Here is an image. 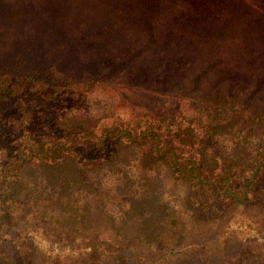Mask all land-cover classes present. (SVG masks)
Listing matches in <instances>:
<instances>
[{
	"label": "trees",
	"instance_id": "1",
	"mask_svg": "<svg viewBox=\"0 0 264 264\" xmlns=\"http://www.w3.org/2000/svg\"><path fill=\"white\" fill-rule=\"evenodd\" d=\"M61 7L76 9H62L71 18L59 29ZM42 29L56 48L28 47ZM78 45L83 67L102 68L83 87L71 68ZM14 59L54 72L14 91L23 67H0V221L16 208L86 239L78 264H137L143 252L160 264H264V0H0V66ZM131 67H159L165 87L179 78L159 112L97 97L94 109L90 90ZM238 210L259 251L209 261L232 233L212 231ZM27 247L0 240V264H31Z\"/></svg>",
	"mask_w": 264,
	"mask_h": 264
},
{
	"label": "rangeland",
	"instance_id": "2",
	"mask_svg": "<svg viewBox=\"0 0 264 264\" xmlns=\"http://www.w3.org/2000/svg\"><path fill=\"white\" fill-rule=\"evenodd\" d=\"M15 8H20V6L14 5ZM35 7L37 5H34ZM48 7V6H47ZM46 7V8H47ZM52 9L56 8L51 6ZM66 7H61L58 10L53 11V21L51 25H55L56 27L66 26L69 23L71 18V13H63V10ZM67 10H74L76 7L66 8ZM34 9H29V17L27 19H31L32 21V14ZM40 24V23H38ZM240 24L236 22H232V25L229 28L231 31H234ZM226 28V29H227ZM51 29L41 31V36L38 37L39 41L35 42L34 37H29V40L26 42L28 43V47H30L31 42L36 43L41 46L44 51L46 46H54L52 44L53 39H58L57 36H52L49 34ZM46 36V38L42 37ZM50 40V42H49ZM50 43V45H49ZM218 47H222V44L218 42ZM81 46V45H80ZM80 46L74 47L72 50V57L76 60V65H72L71 68L75 69L74 71L77 72L80 78H77L79 81V86L83 87L86 85H90L94 82L95 77H99L102 73L101 67H83V61L87 60L85 57L87 53L85 51H80ZM59 51H67L60 49L59 47L56 49ZM30 51V49L28 50ZM44 53V52H42ZM49 53V52H47ZM46 53V54H47ZM29 54V52H28ZM63 54V53H62ZM219 54V53H218ZM24 55V54H23ZM64 55V54H63ZM67 56L68 53L66 54ZM45 57V56H44ZM31 58H33L31 56ZM48 60L49 56L46 55ZM15 60V59H14ZM21 60V59H20ZM49 61V60H48ZM227 61V60H226ZM19 61H14V63H10V66H0V67H23L22 68V80H17V77H20L18 74L15 76L16 85H14V91L20 90L24 91L26 88H29L31 85L30 83H25V78H28L31 81L35 78L38 79H48L50 75L40 74L42 71H50L53 73V69L49 68L48 62L47 65L40 64L36 66V64H30V66H25L24 64L17 65L16 63ZM226 65L228 63H225ZM69 64L66 67H54L55 70L60 68L62 70L69 69ZM215 67H221L215 65ZM227 67V66H225ZM136 67H131L128 69L121 70L118 74L110 76L108 80H105L102 84H99V87H94V89L90 90L89 92V100L94 109L98 112H101V107H97L94 104V99L97 97L101 99L106 105H110L114 103V99L121 100V103L128 105L132 110H142L144 108L151 109L153 113L159 112L162 103L166 99V95L168 93H172L171 89H174L179 82V78L175 75H169L167 81L168 86L165 87L164 82H160L161 71L158 72L159 67L157 68H149V70H144L141 74L137 75L135 70ZM12 70L11 68H9ZM2 70V69H1ZM9 70V71H10ZM36 70L34 74L30 71ZM15 73V72H14ZM99 73V74H98ZM43 75V76H41ZM60 76L59 72L54 73L50 78L58 80ZM33 78V79H32ZM24 81V82H23ZM69 83V84H68ZM71 83L69 80L67 81V86ZM28 86V87H27ZM74 89V88H72ZM32 90V88H30ZM32 92H37L36 89L33 88ZM29 94L31 95L30 91ZM113 100V101H112ZM91 109L93 115L97 114V112ZM108 109V106L106 107ZM9 212L8 217L0 221V240L4 244V248L6 251H17V247L22 249L23 246H29L26 249H30L31 252V264H52V262L57 261L58 263H65V264H78L81 259L86 256L90 251L91 242L87 241L83 238H68L66 236H60L57 233L51 232L50 226L45 224L44 220H40L37 215H22L19 210L16 208H12ZM2 216V214H0ZM259 220L264 218V210L258 209ZM248 214L243 213L242 211H234L230 213L218 226V228L212 231L214 236L219 235L228 224L229 229L232 232L228 237V243L225 248V253L218 255V257L211 256V260L209 261H216V260H227L231 255H234L240 248H246L250 253H256L259 251L257 245L253 244L251 241L258 239L255 227H253V223L250 222ZM105 239V238H104ZM260 238L258 239V242ZM187 243V241L185 242ZM103 248L99 250L100 253H103ZM139 251V249H137ZM105 252V251H104ZM158 257L157 253H141V261L137 262V264H146L145 262L153 261L154 264H160L162 260L156 259ZM216 259V260H214Z\"/></svg>",
	"mask_w": 264,
	"mask_h": 264
}]
</instances>
